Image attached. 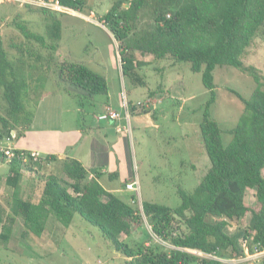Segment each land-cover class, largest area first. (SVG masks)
I'll list each match as a JSON object with an SVG mask.
<instances>
[{"label": "trees", "instance_id": "obj_1", "mask_svg": "<svg viewBox=\"0 0 264 264\" xmlns=\"http://www.w3.org/2000/svg\"><path fill=\"white\" fill-rule=\"evenodd\" d=\"M57 1L78 13L85 6V0ZM41 11L51 18L47 25L51 41L25 24L16 26L26 39L47 50L46 56L15 43L11 48L16 54L12 55L0 43V92L6 113L0 115V141L17 138L31 125V106L43 95L46 71L54 64L60 42L59 13ZM99 21L118 45L123 77L135 87L145 86L138 73L145 63L136 60L137 53L154 60L169 57L175 63H188L192 72L201 74L202 85L210 94L199 125L209 168L191 194L177 190L181 200L178 207L142 203L152 235L174 247L165 250L153 242L145 245L138 241L145 233L142 214L107 191L99 182L98 172L90 178L92 173L75 159L51 156L41 163H23L16 157L8 164L4 184L13 192L22 239L29 234L40 237L54 223L67 228L79 216L97 228L128 264H223L184 250L224 259L242 255L239 235H229L226 229L229 222L249 213L251 225L243 231L242 239L247 240L250 252L253 247L264 250V75L243 62L254 38L264 34V0H115ZM218 67L235 68L256 84L248 99L231 91L243 110L235 127L227 132L232 137L227 145L221 138L224 131L210 117L216 99L213 71ZM57 77L88 94L108 92L105 78L83 64L64 61L59 64ZM33 94L36 96L32 98ZM0 158L5 160L1 154ZM49 163L60 164V175H44L38 200L21 198L22 170L37 172L34 168L39 170ZM248 190L254 191L253 207L246 205ZM12 222L2 224L1 246L6 247L12 239Z\"/></svg>", "mask_w": 264, "mask_h": 264}, {"label": "rangeland", "instance_id": "obj_2", "mask_svg": "<svg viewBox=\"0 0 264 264\" xmlns=\"http://www.w3.org/2000/svg\"><path fill=\"white\" fill-rule=\"evenodd\" d=\"M114 1L85 0L82 13L56 14L60 21V42L57 51L54 52V64L46 71L43 95L31 106L32 123L18 133L17 138L0 141V154L1 149L11 146L15 148L33 146L42 150V153L44 152L42 147L55 143L59 145L60 150L71 156L78 149L77 131L90 130L95 138L108 142V145L117 137L126 135L131 176H136L128 180L133 182L136 179L138 189L126 190L125 185L128 183L122 181L125 178L123 144L116 146L117 163H121L117 165L119 178L113 181L111 178L114 177L99 173L100 184L104 188L123 186L130 195L128 197L135 196V199L122 195L118 198L130 204L140 214L143 202L175 208L181 203L177 190L182 189L191 194L210 165L199 134V125L210 94L202 85L200 73L192 72L188 63H175L169 57L154 60L152 56L136 54V60L145 63L138 71L144 87H135L123 77L118 45L108 29L99 21L109 11ZM17 24H25L32 32L44 36L46 41H51L47 36V25L51 24L49 16L44 15L39 8L19 7L0 0V43L12 55L16 54L11 48L15 43L23 44L26 49L36 52L35 54L46 56L48 51L35 41L26 39L18 30ZM33 58L34 56L31 61ZM64 61L83 64L103 76L107 84V94H88L60 81L57 70L59 64ZM243 62L246 66L256 67L261 75H264V34L254 38L243 56ZM213 78L216 99L210 107V117L224 131L221 138L223 144L227 145L232 140L227 132L235 127L243 110L242 103L231 91L248 99L256 84L251 77L232 67L216 68L213 71ZM122 93L125 94L130 108L128 110L130 129L122 119L117 123L125 135L115 133V125L109 120L96 119L106 107L118 112L122 118L125 114L121 102ZM35 96L33 94L32 98ZM147 101L149 107H144L140 111L135 110L140 108L139 102ZM5 114V103L0 92V115L6 116ZM101 128L108 133L107 139L100 135ZM90 137L88 135V139ZM88 150L89 142L83 146L82 157L86 156ZM43 154L33 160L34 163H41L42 160L51 157H43L45 156ZM8 164L6 158L4 161L0 158L2 177L8 175ZM59 167L58 163H49L42 164L39 170L34 168L37 172L22 170L24 179L20 197L38 200L44 175H60ZM1 176L0 230L2 224L13 220L11 224L13 236L6 247L0 245V264H128V259L106 243L97 228L79 216H75L67 228L54 223L40 237L29 234V237L22 239L23 227L20 217L14 213L13 192L6 187L5 178ZM92 177L94 176L90 174V178ZM108 177L111 182H108ZM246 205L248 207L255 205L253 190L247 192ZM142 217L145 233L138 241L144 242L145 245L153 242L165 250L174 248L169 243L155 238L143 214ZM229 223L226 232L229 235H239L241 241L243 231L251 225L250 214L247 213L242 219ZM148 238L151 239L150 242ZM122 239L126 240L125 237ZM240 248L243 252L246 251L245 248L241 246ZM238 257L245 258V254ZM245 261L249 264H262L263 257L255 259L251 257Z\"/></svg>", "mask_w": 264, "mask_h": 264}, {"label": "crops", "instance_id": "obj_3", "mask_svg": "<svg viewBox=\"0 0 264 264\" xmlns=\"http://www.w3.org/2000/svg\"><path fill=\"white\" fill-rule=\"evenodd\" d=\"M114 125H115V127H114L115 133L125 135L124 131L118 132V130L116 129V128H120V124L114 123ZM101 131H102L101 132L102 134H100V135L102 136V138L107 139L108 133L103 128H101ZM90 133H91L90 130H87V131L82 130V132H78V131L76 132L77 137H78L77 139H79V141L77 142L78 143V149H76V151H74L71 154V156H69L68 153H64L63 150H60L61 148H59V145H55V143H54V145H52V146L42 147V149H44V152H42V153H44L43 155H45L43 157L56 156L61 160H64L66 158L75 159V160L79 161L88 171H90L92 173V175L94 174V172H98L102 175L106 174L107 176L109 175L111 177H114V178H111L114 181V180H117L119 178L120 174L117 172V165L121 164V163H117L118 153L116 151V146H118V144H123V157L125 158V160H124V163H125L124 174L123 175L125 176V178L122 179V181H128L126 183H129V182H131L128 180L129 178H131V177L136 178L135 175L131 176L132 172H131V166H130V158H129L127 146H126L127 145L126 135L125 136L121 135L123 137H117L114 142H112L110 145H108V142L101 140V139H98V138H95V136H93L92 133L91 134ZM88 135H89V137L91 136L90 137L91 140L88 139ZM116 136H118V135H116ZM87 142L90 143V150L86 151V153H85L86 156L82 157L83 146ZM130 142H131V140H130ZM15 149L37 152V153H39V155H42V153H41L42 150L40 151L33 146L15 148ZM99 167H102V168H99ZM115 175H117V176H115ZM23 179L24 178L22 177V181H23ZM112 180H110V177H108V182H111ZM22 188H23V185H22ZM105 189L117 197H119V195H122L125 197L130 196L129 193H127L125 191L123 186H120V187L113 186V187H107ZM36 195H37V193H36ZM128 198L131 199L130 197H128ZM0 232H1V230H0Z\"/></svg>", "mask_w": 264, "mask_h": 264}, {"label": "built area", "instance_id": "obj_4", "mask_svg": "<svg viewBox=\"0 0 264 264\" xmlns=\"http://www.w3.org/2000/svg\"><path fill=\"white\" fill-rule=\"evenodd\" d=\"M1 1H4V0H1ZM5 1L16 4L19 7L39 8L41 10L43 9L46 11L59 13V14H65V13L66 14L67 13L74 14L75 13L74 10L63 6L57 0H5ZM121 98H122L121 102L123 103L122 107L125 110V114L122 118L118 112L113 111L110 107H106L102 113L97 115V120H99V121L109 120L112 123H117V122L121 121V119H122L126 123L127 127L129 128L130 127V123H129L130 118H129V112H128V110H130V108L128 107L129 104H128V101H127L124 93L121 94ZM138 105L140 106V108L139 109L135 108V110L140 111L144 107H146V108L149 107V101H147V103L139 102ZM150 106H152V103L150 104ZM117 130H118V132L121 131L119 128ZM10 140L11 139H9L8 141H10ZM1 151H2L1 155H3L6 158V160L9 162H11L12 159H14L16 157L19 160H21L23 163H29V161H33V160L39 158V154L37 152H23V151H21V153L19 155H17V153L15 152L17 150L13 146L6 147L4 150L1 149ZM125 189L130 190V191H136L138 189V181L135 179V181L126 184ZM238 244H239V247L241 246L242 248L246 249V251L243 252V254H245V258L242 257V259H239V257H233L236 259H231L232 257H229L227 259H224V258H219L216 255L206 254V253L200 252L198 250H191V249H185V250L183 249V250L189 254H192V255H195V256H198L201 258L217 260L223 264H249L245 260H249V258H251V257H253L254 259L259 258V257L264 258V250H260L257 247H253V252H250L249 247L247 245V240L242 239L241 241H239Z\"/></svg>", "mask_w": 264, "mask_h": 264}]
</instances>
